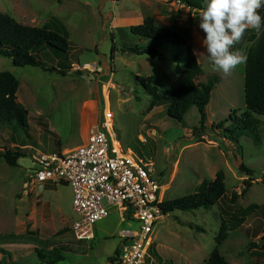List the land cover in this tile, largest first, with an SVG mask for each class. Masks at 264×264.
Segmentation results:
<instances>
[{"label": "rangeland", "instance_id": "rangeland-1", "mask_svg": "<svg viewBox=\"0 0 264 264\" xmlns=\"http://www.w3.org/2000/svg\"><path fill=\"white\" fill-rule=\"evenodd\" d=\"M257 11L264 17V7ZM200 12L181 0H0V13L22 24L59 33L64 27L72 45L66 75L14 67L0 56V72L17 77L18 101L29 111L28 130L16 123L0 127V152L24 154L17 167L0 159V264H48L45 256L57 248L66 259L56 264H107L116 242H121L118 232L138 228L136 221L123 220L112 209L107 219L96 224L95 238L80 243L69 230L76 220L71 186L46 183L26 190L36 171L33 156L66 153L85 143L103 109L114 115L112 141L150 164L152 177L162 184L164 202L194 194L204 181L215 180L220 171L225 174L227 195L217 205L177 210L157 223L145 264H206L217 247L222 218L229 229L220 246L225 259L230 264H264V209L248 215L241 225L231 220L235 210L251 204L264 208V115L256 116L261 121L259 132H242L239 143L225 131L234 122L232 114L247 110L246 63L229 75L213 71L198 27ZM147 17L184 35L203 68L198 82L218 78L204 129L196 106L183 123L170 118L165 106L151 109V96L139 78L153 77V85L165 92L181 74L187 50L134 36L130 28ZM262 33L264 25L261 32L248 29L234 47L248 56L252 37L259 39ZM137 45L154 46L160 55L151 58L125 51ZM41 58L46 66L58 67L59 60L49 52H42ZM222 122L224 129H219ZM196 130L202 136L195 135ZM242 164L255 179L246 195L242 192L249 177L239 172ZM233 194L240 196L237 201H232ZM64 247L71 252L62 251ZM7 255L11 258L4 259Z\"/></svg>", "mask_w": 264, "mask_h": 264}, {"label": "trees", "instance_id": "trees-1", "mask_svg": "<svg viewBox=\"0 0 264 264\" xmlns=\"http://www.w3.org/2000/svg\"><path fill=\"white\" fill-rule=\"evenodd\" d=\"M185 6L191 9L200 10L205 6L204 0H181ZM61 33L52 31L46 27L29 26L18 22L6 13H0V56L10 59L12 65L18 68L36 67L46 72H59L66 75L71 69L72 45L68 40V33L63 27ZM134 36L142 40L154 41L158 44L170 43L186 47L187 55L185 64L176 81L172 82L169 89L161 92L153 85L154 78H139L147 94L151 96V109L165 106L167 115L179 123H183L186 114L193 106L198 108L201 115V129L205 128L207 121L206 109L212 99V93L218 84V78L212 77L207 82H198L203 75V68L197 56L187 42V39L176 28L168 29L158 26L152 17H147L141 25L130 28ZM257 32H261V29ZM257 35L252 37V46L249 48L245 66V103L247 110L241 114L236 113L230 116L234 122L225 128L231 134L234 142L239 143V138L244 132L247 135L256 134L261 127V121L256 116L264 115V33L260 38ZM257 40V41H256ZM126 52L135 55H148L151 58L159 57V51L154 46H132L125 48ZM42 52H49L55 59L59 60L58 67H48L41 58ZM67 63L64 64V63ZM20 83L17 77L11 72H0V127L3 125L18 124L28 130L29 111L18 101L17 93ZM227 122V121H226ZM224 123L218 128L224 129ZM195 135L202 136V132L196 130ZM24 157L22 151L6 150L0 152V159L11 167H17L18 161ZM239 172L247 174L249 180L245 182V189L242 195H246L252 186L254 172L242 164ZM264 185V175L261 177ZM225 174L220 171L215 180L204 181L199 190L161 204L164 214L174 211H195L200 208H210L217 205L227 195ZM238 194H233L232 201L239 199ZM264 209L258 204H251L247 208L235 210L231 220L239 225L243 224L247 216L254 211ZM226 219L222 218L220 232L216 238L217 247L211 253L206 264H230L220 252L228 232ZM198 230H202L198 228ZM264 241V236L261 238ZM62 251H66L63 248ZM121 250H117L114 257L109 261L115 262L120 256ZM11 258V255L3 256ZM46 263L56 264L65 261L66 257L60 249H55L45 256Z\"/></svg>", "mask_w": 264, "mask_h": 264}, {"label": "built area", "instance_id": "built-area-1", "mask_svg": "<svg viewBox=\"0 0 264 264\" xmlns=\"http://www.w3.org/2000/svg\"><path fill=\"white\" fill-rule=\"evenodd\" d=\"M103 110L100 122L79 147L33 156L36 171L26 190L46 183L71 186L76 215L71 232L78 241L93 240L96 224L117 209L123 220L136 221L138 228L119 232L120 256L107 264H145L155 227L167 215L161 209L163 187L152 177L149 163L132 150L124 152L121 145L115 146L111 139L114 115L110 109Z\"/></svg>", "mask_w": 264, "mask_h": 264}, {"label": "clouds", "instance_id": "clouds-1", "mask_svg": "<svg viewBox=\"0 0 264 264\" xmlns=\"http://www.w3.org/2000/svg\"><path fill=\"white\" fill-rule=\"evenodd\" d=\"M204 2L198 22L199 29L204 33V54L213 71L229 75L247 61L246 53L234 46L240 42L246 30L259 31L264 25V17L257 11L264 7V0Z\"/></svg>", "mask_w": 264, "mask_h": 264}, {"label": "crops", "instance_id": "crops-1", "mask_svg": "<svg viewBox=\"0 0 264 264\" xmlns=\"http://www.w3.org/2000/svg\"><path fill=\"white\" fill-rule=\"evenodd\" d=\"M72 225V224H71ZM71 225L69 226V230H70V234H71V236H72V238L73 239H75L74 238V236H73V234H72V232H71ZM98 230H105V228H98ZM126 230H130V229H126ZM94 231H95V229H94ZM121 231V230H120ZM119 231V232H120ZM96 232V231H95ZM119 232H118V235H119ZM255 232H256V230H255ZM96 236V235H95ZM120 238V237H119ZM121 239V238H120ZM76 241V240H75ZM78 242V241H77ZM80 243H82L81 241H79ZM121 245H122V241L120 242V244H118L117 242H116V246H115V249H114V252L111 254V255H109V258H108V262H109V260L112 258V257H114V255H115V253H116V251L117 250H119L120 248H121ZM118 246V247H117ZM61 247H63V246H61ZM65 248V247H64ZM77 249V248H76ZM66 250H67V252H71V251H69V249L68 248H66ZM77 251L75 250V252L74 253H76ZM107 262V263H108Z\"/></svg>", "mask_w": 264, "mask_h": 264}, {"label": "bare ground", "instance_id": "bare-ground-1", "mask_svg": "<svg viewBox=\"0 0 264 264\" xmlns=\"http://www.w3.org/2000/svg\"><path fill=\"white\" fill-rule=\"evenodd\" d=\"M115 146H116L117 148H119V145H118V143H116V142H115Z\"/></svg>", "mask_w": 264, "mask_h": 264}]
</instances>
